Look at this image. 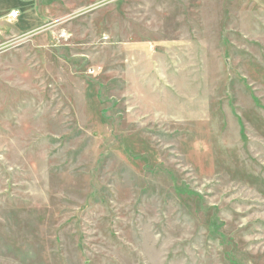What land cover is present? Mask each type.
Instances as JSON below:
<instances>
[{
	"label": "rangeland",
	"instance_id": "rangeland-1",
	"mask_svg": "<svg viewBox=\"0 0 264 264\" xmlns=\"http://www.w3.org/2000/svg\"><path fill=\"white\" fill-rule=\"evenodd\" d=\"M66 2L0 50V264H264V5Z\"/></svg>",
	"mask_w": 264,
	"mask_h": 264
},
{
	"label": "crops",
	"instance_id": "crops-1",
	"mask_svg": "<svg viewBox=\"0 0 264 264\" xmlns=\"http://www.w3.org/2000/svg\"><path fill=\"white\" fill-rule=\"evenodd\" d=\"M167 3L216 2L226 0H160ZM264 5V0H246ZM70 6L66 0H0V50L8 45L28 42L49 20ZM19 12L11 19L13 12Z\"/></svg>",
	"mask_w": 264,
	"mask_h": 264
},
{
	"label": "built area",
	"instance_id": "built-area-1",
	"mask_svg": "<svg viewBox=\"0 0 264 264\" xmlns=\"http://www.w3.org/2000/svg\"><path fill=\"white\" fill-rule=\"evenodd\" d=\"M19 15V12H13L12 14H11V19H16V17Z\"/></svg>",
	"mask_w": 264,
	"mask_h": 264
}]
</instances>
